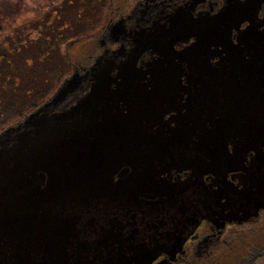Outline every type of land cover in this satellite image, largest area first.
I'll return each mask as SVG.
<instances>
[{"label": "flooded vegetation", "instance_id": "af4514ba", "mask_svg": "<svg viewBox=\"0 0 264 264\" xmlns=\"http://www.w3.org/2000/svg\"><path fill=\"white\" fill-rule=\"evenodd\" d=\"M110 1L116 7L115 17L105 18L97 35L100 52L90 65L102 55L119 59L135 46L133 39L141 31L151 32L177 12L189 21L211 18L228 2ZM249 1L256 4L255 25L264 31V0ZM249 25L243 20L237 30H230L229 42L210 41L202 48H197L190 31L173 37L175 57L163 61L169 65L170 83L159 90L151 82L158 76L147 74L143 81L146 92L140 103L148 114L137 124L143 132L135 139L147 146V156L143 159L135 153L102 172L110 184L102 191L107 196L82 205L74 223L83 244L81 256L114 258L133 253L153 257L150 264H245L249 257L263 256L264 206L243 219L256 204H264V188L255 181L258 174L264 177L263 45L237 41ZM83 42L86 47L90 40ZM193 45L189 58L187 50ZM157 59V53L147 50L137 66ZM87 85L66 104L83 95ZM200 98L208 99L210 121L187 116L200 112ZM205 141L218 143L223 156L213 161L199 156L200 143ZM169 143L177 148H163ZM70 231L71 226L67 236ZM71 252L67 248L57 253L68 257ZM48 253L39 246L37 256L44 259L37 263L52 264Z\"/></svg>", "mask_w": 264, "mask_h": 264}, {"label": "water", "instance_id": "95a60500", "mask_svg": "<svg viewBox=\"0 0 264 264\" xmlns=\"http://www.w3.org/2000/svg\"><path fill=\"white\" fill-rule=\"evenodd\" d=\"M255 6L249 0H228L218 15L193 21L182 19L177 12L164 25L136 35L135 46L119 59L102 55L88 68L74 67L47 100L0 132V264H38L44 259L37 256L41 245L51 252L47 261L52 264L151 263L153 257L133 253L114 258L81 256L83 244L74 231L80 208L107 196L102 194L110 185L102 176L106 166L107 170L110 164L109 169L114 168L116 162L135 153L147 156V146L135 139L143 132L137 124L144 122L148 114L144 103H140L146 92L143 81L150 74L158 76L152 84L161 87L170 83L171 73L166 71L169 65L163 61L175 57L171 51L173 37L190 31L196 37L197 48L210 41L225 43L230 41V30H237L243 20H248L250 25L239 32L237 41L262 44L264 58V31L254 23ZM194 45L187 50L189 58ZM147 50L157 53L158 61L138 67V59ZM86 82L85 93L66 104ZM200 101V112H189L187 116L210 121L208 99ZM163 148L174 150L177 144ZM220 148L218 143L205 141L200 143L199 156L213 161L223 156ZM152 153L157 154L154 150ZM255 181L264 188L262 175L258 174ZM263 206L256 204L243 219L254 216ZM67 248L72 249L70 256L57 253Z\"/></svg>", "mask_w": 264, "mask_h": 264}, {"label": "rangeland", "instance_id": "374dc122", "mask_svg": "<svg viewBox=\"0 0 264 264\" xmlns=\"http://www.w3.org/2000/svg\"><path fill=\"white\" fill-rule=\"evenodd\" d=\"M75 3V0L70 3L68 0H0V132L23 119L35 107L32 105L48 99L74 67L90 65L100 52L101 37L97 35L105 18L115 17L116 7H111L109 0H84L77 8ZM54 9L70 19L83 16L80 30L90 43L84 47L86 43L82 42L68 49L71 64L56 55V40L52 36ZM49 45L54 48L49 49ZM58 48L62 57L66 44ZM254 264H264V256L258 257Z\"/></svg>", "mask_w": 264, "mask_h": 264}, {"label": "trees", "instance_id": "16d2710c", "mask_svg": "<svg viewBox=\"0 0 264 264\" xmlns=\"http://www.w3.org/2000/svg\"><path fill=\"white\" fill-rule=\"evenodd\" d=\"M71 1L72 0H68L69 3ZM83 1L84 0H75V2H76L75 4L77 5V6H75V8H77L78 6L82 5ZM58 3L59 2H57L56 4H58ZM110 5H111V1H110ZM55 12H56V16H54V20H53L54 21V26L52 27L53 28L52 29V36L54 37L53 39L56 40V42L54 44V47L57 49V54L56 55H57V58L58 57H60L61 59H63V58L65 59L66 58L68 60V62L71 64V61L69 59L68 49H72L73 46H75V45L79 46L85 39H87V38H85V36L82 35L81 30H80V27L82 26V24L84 22V20L82 18L83 16H81L79 14L78 16H76V18H71L70 19L69 16H61V13L57 14L58 13L57 9L53 10L54 14H55ZM72 20H73V22H72ZM93 22H95V20ZM0 29H1V26H0ZM47 38H49V37H47ZM47 38L45 39L46 41L49 40ZM71 42H73V44H71ZM62 43L66 44L67 49H65L64 55L61 57L60 54H59L58 46L60 44H62ZM52 47H53V45H49V49H52ZM46 52H47V50H45V53ZM42 103H40V104H42ZM40 104H38L37 106L36 105H32V107H34V106L35 107L31 111L36 109ZM263 249H264V245H263ZM263 256H264V254H263ZM255 260H256V257H251V258L249 257L246 260L245 264H254Z\"/></svg>", "mask_w": 264, "mask_h": 264}]
</instances>
